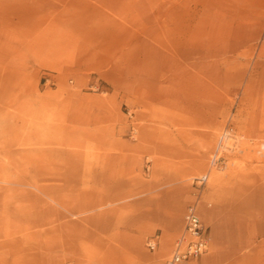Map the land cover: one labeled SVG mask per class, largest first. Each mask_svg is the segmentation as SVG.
Returning <instances> with one entry per match:
<instances>
[{
    "label": "crops",
    "instance_id": "1",
    "mask_svg": "<svg viewBox=\"0 0 264 264\" xmlns=\"http://www.w3.org/2000/svg\"><path fill=\"white\" fill-rule=\"evenodd\" d=\"M10 2L9 27L0 21L3 74L31 83L18 97L62 99L53 145L79 130L95 153L72 170L65 154L42 155L57 162L42 168L51 185L43 181L26 208L27 224L43 228L36 245L29 234L21 261L0 250V264H164L190 205L209 227V248L179 264H264V159L238 155L232 174L200 193L185 181L209 173L195 146L223 126L230 93L235 129L264 143V0ZM45 75L54 87L36 92ZM66 77L73 87L60 89ZM86 82L100 86L83 90Z\"/></svg>",
    "mask_w": 264,
    "mask_h": 264
},
{
    "label": "rangeland",
    "instance_id": "2",
    "mask_svg": "<svg viewBox=\"0 0 264 264\" xmlns=\"http://www.w3.org/2000/svg\"><path fill=\"white\" fill-rule=\"evenodd\" d=\"M12 12L10 0H0V21L7 27H9ZM127 20L131 24L137 25V18L131 17ZM3 73L9 72L3 71L0 66V250L14 251L16 260L19 261V258L23 257L24 251L27 250L26 241L31 237L29 234H34V245H36V233L41 232L43 228L27 224V219H31V210H27V203L41 199L39 192L43 181L46 182L45 185H51L47 181L48 178L43 179L42 168L46 166V169L48 167L52 169L57 164V162L43 161L42 155L47 151L56 156L58 153L65 154V168L72 170L75 164L78 166L83 164L85 168H88L92 159L91 155L95 151L92 146L81 145V141L78 140L82 138L83 134L79 130H66L67 144L65 146L52 144V140L56 141L63 134L62 131L53 129L59 120L56 105L62 99L42 97V94L37 92L38 87L39 89L54 87L51 75H45L37 82L35 85L36 96L18 97V90H31V83L20 82L11 75ZM94 84L96 83L86 82L81 85L83 90L96 91L100 85L95 86ZM72 87L73 84L69 77H66L59 85L60 89ZM235 104V98L230 93L226 99L227 117L223 126L214 130L215 136L207 145L195 146V151L202 154L210 169L209 173L205 174L202 171L185 179L186 182L197 188L194 183L195 179L206 175L207 180L204 185L197 188L199 193L217 176L232 174L234 165L239 164L236 160L238 155L242 154L247 159L251 155H254L258 160L264 159L262 158L264 155L263 141L251 144L249 140L242 139L244 135L235 129L233 119ZM124 112L127 114V119L131 120L132 112L128 114V109H124ZM227 129H231V137L227 139L222 153L223 164L219 167H211V155L222 141V134ZM127 136L132 140L137 139L138 130L133 122L129 124ZM49 139L50 144H43V141ZM58 149L65 151L58 152ZM81 154L85 161L74 162V160L80 159ZM11 217H14L15 220L10 221ZM201 222L207 228L210 241L209 227L202 220Z\"/></svg>",
    "mask_w": 264,
    "mask_h": 264
},
{
    "label": "built area",
    "instance_id": "3",
    "mask_svg": "<svg viewBox=\"0 0 264 264\" xmlns=\"http://www.w3.org/2000/svg\"><path fill=\"white\" fill-rule=\"evenodd\" d=\"M231 129H227L222 134V141L218 144L216 150L210 158L211 167H219L223 164V150L227 139L231 136ZM207 180L206 175H202L195 179L197 188L204 185ZM208 231L203 225L200 218L196 214L195 207L190 205L187 207L184 215V231L183 234L175 241L171 256L165 261V264H179L188 260H195L208 251ZM147 247L153 250L157 247L154 238L147 241Z\"/></svg>",
    "mask_w": 264,
    "mask_h": 264
}]
</instances>
